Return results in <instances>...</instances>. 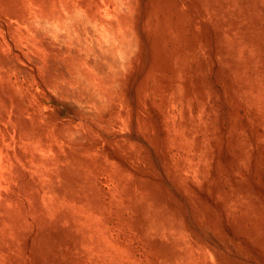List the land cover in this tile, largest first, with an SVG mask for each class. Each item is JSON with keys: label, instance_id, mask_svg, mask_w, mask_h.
<instances>
[{"label": "rangeland", "instance_id": "374dc122", "mask_svg": "<svg viewBox=\"0 0 264 264\" xmlns=\"http://www.w3.org/2000/svg\"><path fill=\"white\" fill-rule=\"evenodd\" d=\"M0 264H264V0H0Z\"/></svg>", "mask_w": 264, "mask_h": 264}]
</instances>
